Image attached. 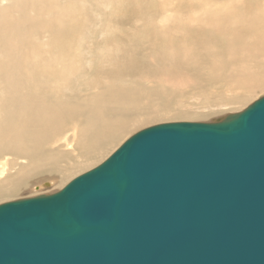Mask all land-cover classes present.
<instances>
[{
  "label": "bare ground",
  "instance_id": "obj_1",
  "mask_svg": "<svg viewBox=\"0 0 264 264\" xmlns=\"http://www.w3.org/2000/svg\"><path fill=\"white\" fill-rule=\"evenodd\" d=\"M164 5L0 0V197L69 173L61 140L86 161L140 125L188 118L175 98L196 96L205 117L264 89V0H187L170 16Z\"/></svg>",
  "mask_w": 264,
  "mask_h": 264
},
{
  "label": "water",
  "instance_id": "obj_2",
  "mask_svg": "<svg viewBox=\"0 0 264 264\" xmlns=\"http://www.w3.org/2000/svg\"><path fill=\"white\" fill-rule=\"evenodd\" d=\"M0 264H264V97L143 129L61 190L0 204Z\"/></svg>",
  "mask_w": 264,
  "mask_h": 264
},
{
  "label": "rangeland",
  "instance_id": "obj_3",
  "mask_svg": "<svg viewBox=\"0 0 264 264\" xmlns=\"http://www.w3.org/2000/svg\"><path fill=\"white\" fill-rule=\"evenodd\" d=\"M140 2H141V4H145L147 2L151 3L153 5V10L154 11H155V9H159V7H161L163 4H165L164 6H166L167 10L164 12L165 9H162L159 12V14L160 15L166 14V15L170 16L171 13H172V9H173L171 7V5H175L176 3H179V2H184L185 3V2H187V0H184V1H182V0H177V1L176 0H170V1H166V0H140ZM144 11H145L146 14H148V11H146V10H144ZM103 12H108V9L107 8H103ZM179 12L187 13L188 11L184 12L183 8H181L179 10ZM111 15L113 16L114 14H111ZM160 15H158L156 17V23L157 24H159L158 20L164 19ZM87 17L89 18L91 23L94 24L92 26V30H97V28L100 27V23H97L100 20V16L98 14H96V13H88ZM96 18H99V19H96ZM93 19H95V20H93ZM136 20L138 21V23L140 22L139 19H136ZM97 37H94V39H96V40L98 39V41H100L101 37H102V34H98ZM86 39H92V38H86ZM86 42H88L89 44H92L91 40H88ZM145 84H147V82H145ZM262 97H264V89L256 91L252 96L249 97V99L245 103L240 104V105H236V104L226 105L225 104L223 106H220V108L216 107L215 110L213 108L215 106H212V105L211 106H206V107H209L210 110H207V112L205 113L206 114L205 117H202L200 114L193 113V112H197L198 113V110L195 109L196 106H194L198 102V99H197L196 96L194 97V95H190L189 94V95H186L182 99H178V101L175 98L173 100V103L175 104L176 107L178 105V107L180 109L181 108L182 109L183 108H187V109H191V111H193L191 113H188V115H189L188 118H181V117H178V116H171V117H165V118H162V119L151 121L150 123H148L146 125H140V127L136 128L135 130H133L131 132L128 131V132L124 133L118 139V141L116 143H114L112 146H109L108 147L109 149L107 148L102 154H100L97 157H93L94 155H92L93 158L91 157L90 159H87L86 161H84V160L82 161V159L79 160V158H78L79 157L78 149L69 151L67 146H65V143L61 140V141H59L60 147H58V143H57L52 148L56 149V150H61L63 152L67 149L65 152H67V153L68 152H72L71 153L72 155L69 156V158L71 159V164H73V165L70 166L69 168H67V169H69L70 172L66 173L65 175H61L60 177L56 176V177L51 178L49 180L46 179V178H45V180H42L41 178L39 179L38 177L35 176V177H33L34 181L31 180V179L28 180V182H29L28 185L24 186L22 189H20L14 195L1 196L0 197V204L11 202V201H15V200H19V199H24V198L36 197V196H39V195H47V194H51V193H54V192H57V191L61 190L67 183H69L75 177H77L80 174H83V173L95 168L99 164H101L119 146H121V144H123V142H125L132 135H134L135 133H137V132H139V131H141L143 129H146V128H149V127H152V126H155V125H159V124L177 123V122L211 123V122H214L215 120L223 118V117H225L227 115L236 114V113L242 112L245 108H247L253 102H255L256 100H258V99H260ZM188 98H191V99L188 100ZM193 100H195V101H193ZM204 111H206V110L204 109ZM112 147H114V148H112ZM61 151H59V152H61ZM66 160L67 159H64V160L62 159V161H61V165L62 166L68 165L67 162H65ZM18 162L20 164H23L22 163L23 161H18Z\"/></svg>",
  "mask_w": 264,
  "mask_h": 264
}]
</instances>
